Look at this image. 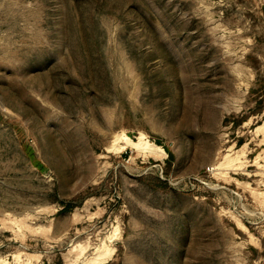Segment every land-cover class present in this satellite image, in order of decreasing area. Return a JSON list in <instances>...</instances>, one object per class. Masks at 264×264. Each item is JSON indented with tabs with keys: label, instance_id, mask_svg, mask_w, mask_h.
<instances>
[{
	"label": "rangeland",
	"instance_id": "374dc122",
	"mask_svg": "<svg viewBox=\"0 0 264 264\" xmlns=\"http://www.w3.org/2000/svg\"><path fill=\"white\" fill-rule=\"evenodd\" d=\"M89 262L264 264V0H0V264Z\"/></svg>",
	"mask_w": 264,
	"mask_h": 264
},
{
	"label": "bare ground",
	"instance_id": "6f19581e",
	"mask_svg": "<svg viewBox=\"0 0 264 264\" xmlns=\"http://www.w3.org/2000/svg\"><path fill=\"white\" fill-rule=\"evenodd\" d=\"M141 138V137H140ZM143 148V147H142ZM145 149V148H144ZM102 253V252H101ZM98 261H100V260H98ZM101 262V261H100ZM88 264H94V263H92V262H89Z\"/></svg>",
	"mask_w": 264,
	"mask_h": 264
},
{
	"label": "trees",
	"instance_id": "16d2710c",
	"mask_svg": "<svg viewBox=\"0 0 264 264\" xmlns=\"http://www.w3.org/2000/svg\"><path fill=\"white\" fill-rule=\"evenodd\" d=\"M73 207L72 206H69L68 209H72Z\"/></svg>",
	"mask_w": 264,
	"mask_h": 264
}]
</instances>
